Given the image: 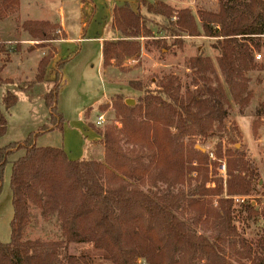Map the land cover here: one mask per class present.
Here are the masks:
<instances>
[{
  "label": "trees",
  "instance_id": "obj_1",
  "mask_svg": "<svg viewBox=\"0 0 264 264\" xmlns=\"http://www.w3.org/2000/svg\"><path fill=\"white\" fill-rule=\"evenodd\" d=\"M143 6L148 14L167 23L163 28L166 36L215 39L213 48L219 53L215 63L208 57L188 61L189 69L196 74L192 92L186 89L181 94L179 78L169 74L158 82L155 93L144 92L143 107L114 100L112 109L120 127L110 125L97 132L104 153L101 161H93L69 160L62 149L35 145L38 135L62 131L64 120L57 105L66 61L59 60L54 65L53 80L47 81L50 87L38 97L48 112L49 126L29 134L20 143L0 148V190L3 168L10 164L13 210L9 241L0 242V264H88L84 256L75 255L58 261L41 240L29 239L33 210L45 220L55 218L61 244L91 243L104 251L112 264H234L222 257L221 244L236 235L231 225L234 198L257 194V170L238 150H228L224 156L217 152L216 160L226 156L228 169L223 196L219 183L222 178L207 180V156L186 148L178 138H208L222 129L228 109L225 88L241 110L248 106L252 97L248 75L260 71L254 63V52L259 51L264 36V0H219L217 13H199L200 32L186 9L174 11L163 3L147 5L145 0H137L133 10L124 3L113 8L111 24L125 38L102 43L104 69L113 60L139 55V43L126 39L137 37L144 29L148 19L141 14ZM18 7L19 0H0V21L16 13ZM59 28L48 21L28 20L21 24L22 31L40 44L56 42ZM149 34L146 30L143 33ZM10 53L5 44H0V54L7 57L0 59V75ZM54 55L38 62L34 83L45 81ZM199 83L202 84L197 87ZM11 84L0 76V88ZM17 100L13 92L0 97L4 109V113L0 110V138L6 133L5 114ZM260 106L257 115H264V105ZM172 126L178 134L170 133ZM18 153L21 154L9 163V158ZM216 165L215 162L213 167ZM191 173L204 174V183L216 184L215 190L202 186L200 192L201 196L217 197L216 206L200 198L188 201V207L198 211L200 221L214 222L215 237L210 239L177 217L184 197L146 188L149 180L155 183L159 178L183 184ZM256 205L257 200H251L241 206V212L248 219L260 218L264 225V210L259 212ZM260 244L259 250L246 251L243 259L248 264H264V240Z\"/></svg>",
  "mask_w": 264,
  "mask_h": 264
},
{
  "label": "rangeland",
  "instance_id": "obj_2",
  "mask_svg": "<svg viewBox=\"0 0 264 264\" xmlns=\"http://www.w3.org/2000/svg\"><path fill=\"white\" fill-rule=\"evenodd\" d=\"M20 1L17 12L9 15L4 21H0V44H5L6 48L11 50L8 56L9 62L5 65V71L0 76L3 80L12 83L10 86L0 88V97L7 92H13L18 98L15 106L5 114L7 128L4 136L0 138V148L20 143L29 134L37 133L41 128L49 126L48 112L38 97L50 87V83L47 81L54 78V66L51 64L55 65L59 60L55 61L54 58L51 60L46 70L45 81L38 84L34 83L36 74V71L33 72L36 66L34 59L36 56L40 60L43 57L49 58L55 54L57 46L60 60L66 61L62 68L63 86L58 94L57 105L64 123L62 131L53 130L38 135L35 145L62 149L72 160H81L84 156L85 145L95 141L94 134L84 129L83 121L95 132L103 131L110 125L120 127L112 109L114 100L118 99L122 103L130 100L134 102V106L143 107L144 92L155 93L158 82L169 74L179 78L181 94L186 89H190L192 92L196 88L194 86L196 74L189 69L188 61L196 57H208L214 64L219 55L218 51L213 48L215 43L213 38L185 35L181 38L166 36L168 34L163 28L167 26V23L160 17L148 14L146 7L143 6L140 9L141 14L148 19L143 24L144 29L137 37L126 39L139 43V55L113 60L111 66L103 68L105 85L100 74L102 58L98 39L102 31L101 26L105 23L104 20L108 19L110 10L122 6L124 3L136 10L137 0H35L42 6L39 9V15L60 27L55 32L58 40L45 44L35 43L22 31L21 24L29 20L27 19L29 18L27 6H29L30 0H22V10H20ZM145 2L147 5L163 3L174 11L184 9L190 11L199 32L201 28L199 13H217L219 11V0H145ZM149 20L153 23H150ZM111 22L110 17L106 29L107 37L102 43L125 38L116 31ZM79 29L82 31V41H78L80 39ZM145 30L150 34L143 35ZM67 36L71 41H66L65 44L58 43V41L66 39ZM260 44L259 51L254 52V63L260 71H254L248 75L251 80L249 90L252 93L248 106L241 110L232 101L227 88H225L228 109L226 108L227 117L223 121L222 129L208 138L191 135H181L178 138L179 143H183L186 148L201 151L207 156V164L204 168L207 170V180L222 178L219 183L222 184L223 196L226 194L225 180L228 179V169L225 163L226 156L216 160L217 152L224 156L228 150H238L245 161L252 163L257 170V194L246 198H234V214L231 225L235 227L236 235L228 237L221 244L222 257L234 264H248L243 259L246 251L249 249L259 250V245L264 240L262 220L260 218L248 219L246 214L241 212V206L251 200H257L256 208L259 212L264 210V115H257L260 105H264V36H262ZM256 55H260V58L256 59ZM6 58V55L0 54V59L5 60ZM21 69H24L25 72L20 73ZM201 84L199 83L197 87ZM20 89H24V92H21ZM0 110L4 113L1 102ZM98 116L103 117V123L100 125L96 123ZM241 116L251 118L252 125L248 126L249 120L243 118L240 121V130L236 121ZM169 131L173 135L178 134L174 126ZM124 148L128 149L125 146ZM90 150V159L101 161L98 159L104 151L99 141ZM20 154L11 156L9 163ZM215 162L216 168L213 167ZM223 164L225 172L221 174L220 170ZM212 173L216 175H212ZM10 175L11 165L6 164L2 171L0 190L1 243H7L10 238L9 225L13 215ZM204 180H206L204 174L197 176L195 173H191L186 176L183 184H175L167 179L164 180L166 182H163L159 178V180H155V183L149 180L146 188L171 192L184 197V203L178 210L177 217L186 226L194 229L197 234L210 239L215 237L214 222L211 220L207 223L200 221L198 211L188 207L189 200H198L199 198V200H209L216 206L217 197L200 195L202 186L206 189H216L215 183H204ZM28 237L31 240H41L48 253H53L58 261H63L66 256L75 255L84 256L88 264H112L107 259L106 253L95 249L91 243L61 244L55 218L51 217L45 220L36 210L32 211V225ZM137 264L145 263L139 261Z\"/></svg>",
  "mask_w": 264,
  "mask_h": 264
},
{
  "label": "crops",
  "instance_id": "obj_3",
  "mask_svg": "<svg viewBox=\"0 0 264 264\" xmlns=\"http://www.w3.org/2000/svg\"><path fill=\"white\" fill-rule=\"evenodd\" d=\"M29 6H27V14L29 15V18H27V19H29V20H32V21H48V19H44L43 17H41V15H39V9L42 7L41 6V4L40 3H38L37 1H35V0H30V3L28 4ZM92 6V5H91ZM20 10H22V0L20 1ZM113 10V9H112ZM112 10H110V12H109V17H108V19H106V20H104V24L101 26V29H102V31H101V35H100V37H99V39H98V41L100 42V48H101V45H102V41L103 40H105V38L107 37V23L110 21V17H111V12H112ZM92 14V13H91ZM81 29H79V35H80V39H78V41H82L83 40V37L81 38V33H82V31H80ZM66 41H71V39L67 36V38L66 39H63V40H60V41H58V43L59 44H65L66 43ZM36 43V42H35ZM58 53H59V48H58V46H57V50H56V52H55V55H54V59L53 60H60V57L58 56ZM34 59V58H33ZM40 61V59H38L37 58V56H36V58L34 59V64H36V66H35V68H34V71L33 72H35L36 71V68H37V64H38V62ZM52 66H54V64H51ZM5 68L6 67H4V69L2 70V72L4 73V71H5ZM103 67H102V65H101V68H100V74H101V77H102V80H103V82H104V79H103ZM1 72V73H2ZM21 72H25V70L24 69H21L20 70V73ZM51 78V77H50ZM106 82V81H105ZM104 82V84L106 85V83ZM63 83V82H62ZM110 85V84H109ZM63 86V85H62ZM62 86H61V88H62ZM43 102V101H42ZM97 103V102H96ZM44 105V104H43ZM93 105H95V104H93ZM93 105H91V106H93ZM15 106V105H14ZM45 107V106H44ZM46 109V108H45ZM47 111V110H46ZM85 114V113H84ZM84 116V115H83ZM243 118H247L249 121L247 122V124H248V126H250V125H252V120H251V118H248V117H238L237 118V121H236V123H237V126H239V129L241 130V119H243ZM83 120H84V117H83ZM83 123H84V129H86L87 131H90V133H93L94 134V136H95V141L94 142H92V143H88V144H86L85 145V147H84V156L82 157V159H86V160H92V159H90L91 158V150H90V148L91 147H95L96 146V143L100 140V137H99V134L97 133V132H95L93 129H91L89 126H87V124H86V122L85 121H83ZM100 154H101V152H100ZM99 154V155H100ZM67 155V154H66ZM68 157V156H67ZM103 157V153H102V155H101V157L98 159V160H101V158ZM68 159L69 160H72V159H70L69 157H68Z\"/></svg>",
  "mask_w": 264,
  "mask_h": 264
},
{
  "label": "built area",
  "instance_id": "obj_4",
  "mask_svg": "<svg viewBox=\"0 0 264 264\" xmlns=\"http://www.w3.org/2000/svg\"><path fill=\"white\" fill-rule=\"evenodd\" d=\"M256 59H259L260 58V55H256L255 57ZM97 125H100L101 123H103V117L102 116H98L97 117ZM225 172V165L223 164L221 166V170H220V173L223 174Z\"/></svg>",
  "mask_w": 264,
  "mask_h": 264
},
{
  "label": "water",
  "instance_id": "obj_5",
  "mask_svg": "<svg viewBox=\"0 0 264 264\" xmlns=\"http://www.w3.org/2000/svg\"><path fill=\"white\" fill-rule=\"evenodd\" d=\"M125 104L128 105V106H134V102L130 101V100L125 101ZM202 151H204V150H202Z\"/></svg>",
  "mask_w": 264,
  "mask_h": 264
}]
</instances>
